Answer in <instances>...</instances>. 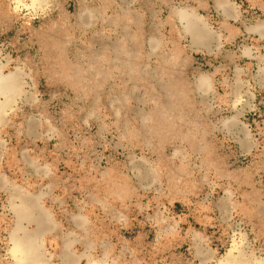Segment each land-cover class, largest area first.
<instances>
[{"label":"rangeland","instance_id":"obj_1","mask_svg":"<svg viewBox=\"0 0 264 264\" xmlns=\"http://www.w3.org/2000/svg\"><path fill=\"white\" fill-rule=\"evenodd\" d=\"M255 1L0 0V264H264Z\"/></svg>","mask_w":264,"mask_h":264},{"label":"crops","instance_id":"obj_2","mask_svg":"<svg viewBox=\"0 0 264 264\" xmlns=\"http://www.w3.org/2000/svg\"><path fill=\"white\" fill-rule=\"evenodd\" d=\"M256 1L255 2L258 5H260L262 9H264L263 0L262 2L260 0H256ZM252 31L258 40L264 41V24L253 27ZM261 59H260V63L259 62L257 63L256 70L251 73V77H252L251 84L252 87L256 90V92H259V90L264 89V61H263L264 58L261 57Z\"/></svg>","mask_w":264,"mask_h":264},{"label":"bare ground","instance_id":"obj_3","mask_svg":"<svg viewBox=\"0 0 264 264\" xmlns=\"http://www.w3.org/2000/svg\"><path fill=\"white\" fill-rule=\"evenodd\" d=\"M11 83H9V81H7L6 79L4 78H0V90L2 89H6L5 87H8L10 86ZM47 224V222H46ZM26 231H24L25 233ZM30 239L27 238V234L25 233L24 235V239L18 241V248H22L23 249V258L24 259H29V256H34V257H39V255H35V251L33 250L32 252H30L27 248L30 246L29 244H31V241H29ZM30 242V243H29ZM29 262V261H28Z\"/></svg>","mask_w":264,"mask_h":264}]
</instances>
